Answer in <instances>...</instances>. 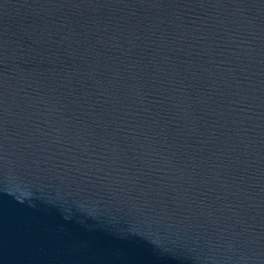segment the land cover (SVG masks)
Returning <instances> with one entry per match:
<instances>
[{
    "label": "water",
    "instance_id": "95a60500",
    "mask_svg": "<svg viewBox=\"0 0 264 264\" xmlns=\"http://www.w3.org/2000/svg\"><path fill=\"white\" fill-rule=\"evenodd\" d=\"M0 264H264V0H0Z\"/></svg>",
    "mask_w": 264,
    "mask_h": 264
}]
</instances>
